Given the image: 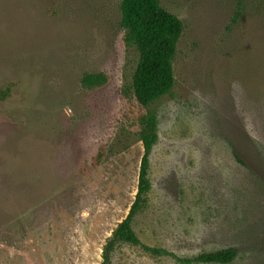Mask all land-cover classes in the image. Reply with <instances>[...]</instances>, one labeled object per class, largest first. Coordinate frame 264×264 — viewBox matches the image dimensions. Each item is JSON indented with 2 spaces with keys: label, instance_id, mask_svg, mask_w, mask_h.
Returning <instances> with one entry per match:
<instances>
[{
  "label": "rangeland",
  "instance_id": "obj_1",
  "mask_svg": "<svg viewBox=\"0 0 264 264\" xmlns=\"http://www.w3.org/2000/svg\"><path fill=\"white\" fill-rule=\"evenodd\" d=\"M121 1L0 0V264H103L138 191L148 111L141 242L264 264V0H160L183 32L174 85L148 108ZM107 264L183 263L119 242Z\"/></svg>",
  "mask_w": 264,
  "mask_h": 264
},
{
  "label": "trees",
  "instance_id": "obj_2",
  "mask_svg": "<svg viewBox=\"0 0 264 264\" xmlns=\"http://www.w3.org/2000/svg\"><path fill=\"white\" fill-rule=\"evenodd\" d=\"M120 11V24L126 31V41L135 46L139 52V61L133 76L134 94L138 103L148 108L152 102L169 93L174 85L173 60L183 32V22L163 7L160 0H122ZM145 120L146 128L142 133L144 154L139 172L138 191L128 215L106 241L103 264L109 262L119 242L141 245L152 254L170 255L183 264L232 262L237 256V251L231 247L182 259L174 253L144 245L134 231L132 224L134 216L142 208L146 201L145 196L151 189L148 177L149 156L153 144L158 139L156 116L148 111Z\"/></svg>",
  "mask_w": 264,
  "mask_h": 264
}]
</instances>
